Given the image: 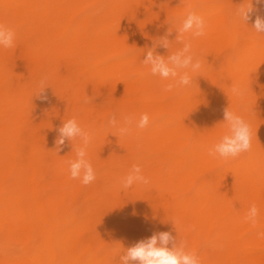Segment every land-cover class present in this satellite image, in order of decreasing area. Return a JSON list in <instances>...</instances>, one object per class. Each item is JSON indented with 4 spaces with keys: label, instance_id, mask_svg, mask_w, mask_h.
Listing matches in <instances>:
<instances>
[{
    "label": "bare ground",
    "instance_id": "6f19581e",
    "mask_svg": "<svg viewBox=\"0 0 264 264\" xmlns=\"http://www.w3.org/2000/svg\"><path fill=\"white\" fill-rule=\"evenodd\" d=\"M241 2L0 0V23L15 32L12 47L0 46V235L22 249L0 251V264H121L127 248L161 231L187 240L201 264H264V239L249 235L264 228V33L253 28L264 4L249 0L255 11L244 23L233 15ZM189 5L207 23L192 41L204 67L166 92L169 81L142 61L165 36L170 49L157 44L158 54L182 47L176 28ZM232 82L247 89L243 101ZM227 107L250 124L252 148L225 161L208 152L226 131ZM143 113L149 126L125 137L107 123ZM72 117L93 134L87 186L66 163L79 140L57 150ZM134 164L148 167L151 186L126 196L116 189ZM252 204L256 227L244 221Z\"/></svg>",
    "mask_w": 264,
    "mask_h": 264
},
{
    "label": "clouds",
    "instance_id": "9594fccd",
    "mask_svg": "<svg viewBox=\"0 0 264 264\" xmlns=\"http://www.w3.org/2000/svg\"><path fill=\"white\" fill-rule=\"evenodd\" d=\"M256 3L264 4V0H256ZM254 11L253 4L249 0H242L240 5L235 7L233 15L245 23ZM253 28L257 33H264V17L257 15ZM176 29L178 35L175 42L181 44L182 47L175 51L169 50L167 56L158 54L156 52L157 44L163 48L170 49L172 42L165 36L156 41L153 47L147 51L142 61L149 74L169 81L163 86V90L166 92L190 86L204 67L200 58L193 51L192 41L206 34L207 23L205 16L193 10L192 6L189 5L180 26ZM14 39V30L0 23V46L10 48L13 46ZM139 75L143 76L144 73H139ZM45 87L46 85L41 81L39 91L36 93L42 100L47 99L43 95ZM230 89L231 94L236 98L242 101L246 98L247 89L239 83L232 82ZM88 102L87 99L84 100V103ZM223 117L226 131L212 145L208 154L228 161L236 159L241 154L251 150L252 131L250 124L243 116L231 111L229 107L224 109ZM107 123L108 126L116 129L119 137H125L130 135L133 128L140 130L147 128L150 124V117L147 113H143L138 119L132 115H125L121 119H117L116 115L113 114L109 117ZM58 133L56 140L57 150H60L66 140L70 141L72 146L74 140H79L80 144L75 148L76 158L66 163L70 179H79L83 185H89L96 179V170L88 159L87 153V149L93 140V134L82 128L75 117L64 120L62 126L58 129ZM134 185H142L146 188L151 186L150 178L142 173V169L138 164H134L121 180L122 189H130ZM259 215V208L256 204H252L248 208L244 221L250 222L253 227H256ZM256 235L258 239H264V230H258ZM187 249V240L173 237L168 231H161L153 233L149 238L142 239L127 248L121 256V264H201L199 255L195 251Z\"/></svg>",
    "mask_w": 264,
    "mask_h": 264
},
{
    "label": "rangeland",
    "instance_id": "374dc122",
    "mask_svg": "<svg viewBox=\"0 0 264 264\" xmlns=\"http://www.w3.org/2000/svg\"><path fill=\"white\" fill-rule=\"evenodd\" d=\"M138 76H139V72H132L129 74V77H138ZM22 109L25 111L27 109V106L22 107ZM32 113L37 117L42 116V114L38 111H32ZM57 123H62V122L57 121ZM159 167L162 169V171L167 170V164L165 162L160 163ZM147 168H148L147 166L141 167L142 171L146 170ZM116 191L127 196V192L125 191V189H122L120 185H118ZM258 230H264V228H255L254 230L249 231V235L257 233ZM0 251L8 253L12 256H17L22 252V249H21V245L19 244V242H17V240L12 238H6L3 235H0Z\"/></svg>",
    "mask_w": 264,
    "mask_h": 264
}]
</instances>
